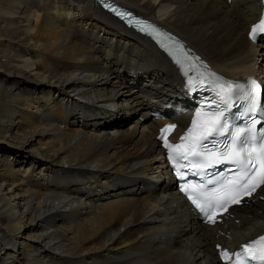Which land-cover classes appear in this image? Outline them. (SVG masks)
I'll return each mask as SVG.
<instances>
[{
  "label": "bare ground",
  "instance_id": "bare-ground-1",
  "mask_svg": "<svg viewBox=\"0 0 264 264\" xmlns=\"http://www.w3.org/2000/svg\"><path fill=\"white\" fill-rule=\"evenodd\" d=\"M113 1L224 76L254 72L257 0ZM180 85L92 0H0V264H217L213 227L157 156L163 121L150 113L184 103ZM257 195L220 226L234 244L264 231V186Z\"/></svg>",
  "mask_w": 264,
  "mask_h": 264
},
{
  "label": "snow or ice",
  "instance_id": "snow-or-ice-1",
  "mask_svg": "<svg viewBox=\"0 0 264 264\" xmlns=\"http://www.w3.org/2000/svg\"><path fill=\"white\" fill-rule=\"evenodd\" d=\"M110 10L122 18H128L129 14L116 8ZM127 22L134 23L140 31L152 35L170 55H173L187 77V87L190 91L207 86L214 93L210 102L206 101L200 105L191 126L179 137L178 143H170L166 139V133L176 127L174 124L161 129L160 139L169 150L168 159L176 169V175L185 181L181 190L207 222L215 224V213L218 210L227 211L230 204L241 203L242 196H251L256 188L264 185V127L258 130L257 124L260 121L255 118L241 125L234 123L236 120L247 118L249 114L254 117L261 110L258 103L260 86L255 80H250V86H246L217 78L198 57L191 55L182 45L173 41L180 53L178 58L176 52L160 39L164 37L165 40L172 41V38L159 32L153 25L142 20L128 19ZM258 31L264 32V19L253 27L250 34L253 40L256 39ZM186 63L187 69L184 67ZM201 68L204 70L200 71ZM193 71L195 74L191 75L190 72ZM237 100L246 102L244 112L238 116L233 112ZM225 164L232 166L228 169L230 175H225L223 170L209 172ZM189 174L200 177V182L186 181L185 178ZM209 175L215 178L205 179ZM222 254L228 255L227 252ZM235 255L236 264H264V235L242 245V251Z\"/></svg>",
  "mask_w": 264,
  "mask_h": 264
},
{
  "label": "rangeland",
  "instance_id": "rangeland-1",
  "mask_svg": "<svg viewBox=\"0 0 264 264\" xmlns=\"http://www.w3.org/2000/svg\"><path fill=\"white\" fill-rule=\"evenodd\" d=\"M254 66H255V64H254ZM256 69V68H255ZM126 81V80H125Z\"/></svg>",
  "mask_w": 264,
  "mask_h": 264
}]
</instances>
